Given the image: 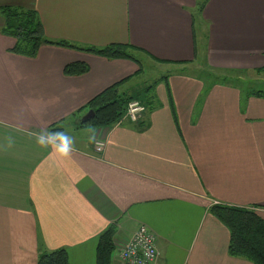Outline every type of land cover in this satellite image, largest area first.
<instances>
[{"label": "crops", "instance_id": "crops-1", "mask_svg": "<svg viewBox=\"0 0 264 264\" xmlns=\"http://www.w3.org/2000/svg\"><path fill=\"white\" fill-rule=\"evenodd\" d=\"M201 2L0 0L37 10L53 41L130 43L144 67L137 75L131 59L55 44L34 57L14 53L0 15V264H37L59 248L72 264H96L99 237L113 223L114 261L144 225L156 238L158 264H254L228 253L229 230L209 207H247L264 218V96L206 74H260L264 0ZM75 61L89 70L64 74ZM146 66L165 72L155 80L156 105L145 107L142 123L95 128L105 142L96 152L87 131L94 127L69 119L125 78L123 90L144 91L155 81L131 82ZM54 131L73 137L69 156L37 144L38 134Z\"/></svg>", "mask_w": 264, "mask_h": 264}, {"label": "trees", "instance_id": "trees-1", "mask_svg": "<svg viewBox=\"0 0 264 264\" xmlns=\"http://www.w3.org/2000/svg\"><path fill=\"white\" fill-rule=\"evenodd\" d=\"M205 1L202 0L201 8L205 5ZM0 15L5 21L3 32L16 40L15 45L12 47L14 53L34 57L42 45L55 44L85 50L108 59H131L139 65L137 75L142 74L144 71L143 63L137 56L141 49L130 43L114 42L103 47H79L66 40H50L45 35L43 22L35 9L5 5L0 6ZM88 70L89 66L86 62L75 61L64 67V74L76 76L84 74ZM262 71H264V68L257 70L258 73ZM229 77L226 73L206 74V78H210L211 82H234ZM130 78H125L103 89L74 113L69 120L80 128L86 126L99 128L120 123L124 119L129 103L133 100H139L149 110L153 109L156 105L153 89L160 80L147 86L144 91L138 92L139 94L142 93L141 95H146L144 103L135 94L122 89V86ZM161 80L167 84L166 76ZM248 90L246 96H264V91ZM89 110H93L94 115L86 122H79L80 117ZM142 121L143 118L136 123H142ZM209 212L229 230L228 253L231 256L245 258L254 264H264V218L259 212L252 208L222 203L211 205ZM116 233L117 225L113 223L100 235L96 249V264H114ZM37 264H71V262L67 250L59 248L42 252L39 255Z\"/></svg>", "mask_w": 264, "mask_h": 264}, {"label": "built area", "instance_id": "built-area-1", "mask_svg": "<svg viewBox=\"0 0 264 264\" xmlns=\"http://www.w3.org/2000/svg\"><path fill=\"white\" fill-rule=\"evenodd\" d=\"M145 107L139 100L129 103L124 118L138 122L144 116ZM105 142L97 140L95 151L100 153ZM159 251L154 234L144 225L130 237L120 248L114 264H158Z\"/></svg>", "mask_w": 264, "mask_h": 264}, {"label": "clouds", "instance_id": "clouds-1", "mask_svg": "<svg viewBox=\"0 0 264 264\" xmlns=\"http://www.w3.org/2000/svg\"><path fill=\"white\" fill-rule=\"evenodd\" d=\"M89 141L96 142V129L89 128ZM36 142L41 147H52V149L63 157L71 154L74 148V139L65 131L49 132L47 135L38 134Z\"/></svg>", "mask_w": 264, "mask_h": 264}, {"label": "rangeland", "instance_id": "rangeland-1", "mask_svg": "<svg viewBox=\"0 0 264 264\" xmlns=\"http://www.w3.org/2000/svg\"><path fill=\"white\" fill-rule=\"evenodd\" d=\"M150 63H151V65H155L152 62H150ZM155 66H157V65H155ZM163 68L167 69L168 67H163ZM150 69H151L150 67L146 66L145 75H143L142 77L136 78L133 82H131V84L136 83V84H138V88H141L140 85H141L142 80H146V79L151 78L152 80L150 82H148V84H150V83L154 82L156 79L160 78L163 74H165V72L161 73V72H159V70L154 71V74H153V70H150ZM219 73H225V72L219 71ZM234 77H236V76H234ZM229 79L234 80V82L235 81L239 82L241 80L242 81L241 84L245 85L247 87V89L264 91V71H262L258 75L255 73L247 72V74L246 73L241 74V77L232 78V76H230ZM138 92L139 91L135 90V92H134L135 96L139 97L145 103L146 95L145 94L141 95L142 93L139 94Z\"/></svg>", "mask_w": 264, "mask_h": 264}, {"label": "water", "instance_id": "water-1", "mask_svg": "<svg viewBox=\"0 0 264 264\" xmlns=\"http://www.w3.org/2000/svg\"><path fill=\"white\" fill-rule=\"evenodd\" d=\"M94 115V111L93 110H89L87 111L84 115H82L79 119V122H86L87 120H89L92 116Z\"/></svg>", "mask_w": 264, "mask_h": 264}]
</instances>
